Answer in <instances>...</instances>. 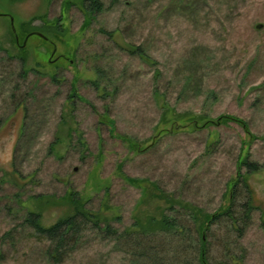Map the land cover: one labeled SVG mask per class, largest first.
Listing matches in <instances>:
<instances>
[{
  "label": "rangeland",
  "instance_id": "rangeland-1",
  "mask_svg": "<svg viewBox=\"0 0 264 264\" xmlns=\"http://www.w3.org/2000/svg\"><path fill=\"white\" fill-rule=\"evenodd\" d=\"M82 2L0 0V264H198L187 220L180 254L176 234L127 240L86 226L55 263L24 219L34 211L54 224L72 211L71 192L121 233L160 220L173 198L212 214L247 154L261 166L241 171L250 223L242 236L226 219L213 226L209 261L264 264V0H101L94 16ZM22 27L54 36L22 42ZM224 115L247 122L255 139L234 122L192 120Z\"/></svg>",
  "mask_w": 264,
  "mask_h": 264
},
{
  "label": "trees",
  "instance_id": "trees-1",
  "mask_svg": "<svg viewBox=\"0 0 264 264\" xmlns=\"http://www.w3.org/2000/svg\"><path fill=\"white\" fill-rule=\"evenodd\" d=\"M82 5L85 13L90 16H94L101 13L104 8V5L101 0H83ZM14 28L15 27L13 25V33H15ZM51 31L53 32V30ZM51 31L49 30V28L37 27L29 30V28L22 27L20 28L19 32H21V35L23 36L20 37L23 42L28 34H33L34 32H37L38 34L49 37V33H51ZM19 32H16V34L19 35ZM52 36H54V33L52 34ZM18 59L21 63L23 74H28V72L32 69L26 68V57L22 56L21 54L18 56ZM102 76V72L97 71L98 79L97 81H92L93 85L96 88H99L101 83L100 81H103ZM52 79L55 81L56 76H52ZM99 79L100 81H98ZM101 117L108 126L110 135L115 136L117 134V131L113 119L109 118L107 115H102ZM195 118L197 119L192 120H195L194 122L196 123V128L208 126L210 125V123H214L215 125H225L234 122L242 127L251 142L255 139V136L250 131L249 124L244 120L237 118L236 116L224 115L218 117L216 120H211L210 118H207L205 116ZM174 127L175 125L170 131H173ZM158 131L159 130L157 128L156 132ZM163 132H167V130L163 129L159 133L163 134ZM158 135L159 134H156L155 136V138L157 137V140L159 138ZM116 136L117 138L126 141V137H122L119 135ZM79 144H83L85 147V144L83 143L82 139H80ZM129 144L134 146L136 149L138 148V144H136V142L130 141ZM146 149L147 148L142 150L139 148L138 151L145 152ZM238 165L239 166L237 168V175L229 182V193L227 194L225 203L215 213L212 214L206 213L197 206L186 202L176 201L173 198L166 201L167 208L163 211L160 220L157 221L150 218V222L144 225L138 223L135 225L136 228L126 229L124 232L121 233L117 228L113 227L112 222L108 219V217L100 215L98 211H92L87 209V207L85 206V202L82 201L79 194L76 192H71L69 194V200L72 202L73 205L72 211L69 214H66L65 216L59 218L54 224L50 226L44 225V223L42 222V215L39 212L34 211L27 212L24 222L29 228L32 229V231L38 238L50 242L48 255L51 260H53L55 263H60L64 261V259L70 254L69 250L72 249V246L70 247V244L74 242L73 238L80 232H82L86 226H91L92 229L97 230L98 232H101L106 236H112L118 239L126 238L127 240L135 235L138 237L149 238V236L152 235L176 234V236L178 237L176 240L177 242L172 241V244L176 243V248L178 249L177 253L180 254V252H182L184 248L185 237L188 236L185 235V227L182 223L187 220L193 224V226L195 227V232L198 235V247H196V258L198 264H210L208 236L213 226L226 219L225 222L229 224L230 232H234L242 236L250 223V219L254 211L248 181L246 176L243 175L241 171L242 169L246 170V175L251 173H257L258 171H260L261 166L251 161L250 154H247L243 159H241ZM126 179V182L133 185L136 184V182L132 181V179ZM244 193H247L245 195L246 199L244 203H241L240 198L243 196ZM164 198H169L168 194H166L165 192L161 194V199ZM239 208L242 209L240 212L238 210ZM180 213H183V215ZM173 248H175V245H173ZM172 261L178 260L174 258ZM172 261L171 263L169 262V264H177ZM229 261V263L231 264H243V262L240 260L235 261V258L233 257H230ZM184 264H192V262H186Z\"/></svg>",
  "mask_w": 264,
  "mask_h": 264
},
{
  "label": "water",
  "instance_id": "water-1",
  "mask_svg": "<svg viewBox=\"0 0 264 264\" xmlns=\"http://www.w3.org/2000/svg\"><path fill=\"white\" fill-rule=\"evenodd\" d=\"M261 26H259V28H260ZM39 36H42L41 34H38ZM26 43V42H25Z\"/></svg>",
  "mask_w": 264,
  "mask_h": 264
}]
</instances>
